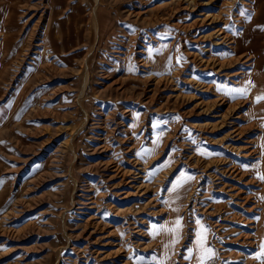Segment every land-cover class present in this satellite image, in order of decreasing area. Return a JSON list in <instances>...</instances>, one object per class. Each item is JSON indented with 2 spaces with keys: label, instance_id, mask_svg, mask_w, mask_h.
I'll use <instances>...</instances> for the list:
<instances>
[{
  "label": "rangeland",
  "instance_id": "1",
  "mask_svg": "<svg viewBox=\"0 0 264 264\" xmlns=\"http://www.w3.org/2000/svg\"><path fill=\"white\" fill-rule=\"evenodd\" d=\"M259 96L264 0H0V264H264Z\"/></svg>",
  "mask_w": 264,
  "mask_h": 264
},
{
  "label": "snow or ice",
  "instance_id": "2",
  "mask_svg": "<svg viewBox=\"0 0 264 264\" xmlns=\"http://www.w3.org/2000/svg\"><path fill=\"white\" fill-rule=\"evenodd\" d=\"M238 91L243 92L244 90H238ZM256 99H257V101H259L260 99H264V96H259ZM261 178L264 179V177H261Z\"/></svg>",
  "mask_w": 264,
  "mask_h": 264
},
{
  "label": "bare ground",
  "instance_id": "3",
  "mask_svg": "<svg viewBox=\"0 0 264 264\" xmlns=\"http://www.w3.org/2000/svg\"><path fill=\"white\" fill-rule=\"evenodd\" d=\"M95 1H96V3H97L98 0H95Z\"/></svg>",
  "mask_w": 264,
  "mask_h": 264
}]
</instances>
